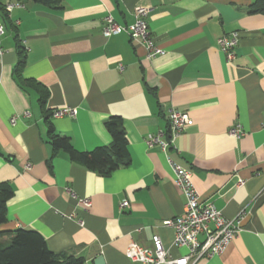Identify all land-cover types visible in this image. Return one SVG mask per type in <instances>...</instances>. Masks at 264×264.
Here are the masks:
<instances>
[{"label": "crops", "instance_id": "crops-1", "mask_svg": "<svg viewBox=\"0 0 264 264\" xmlns=\"http://www.w3.org/2000/svg\"><path fill=\"white\" fill-rule=\"evenodd\" d=\"M7 1L23 6L5 13ZM255 1L0 0V182L13 190L0 231H36L50 251L88 264L99 255L105 264H140L124 249L129 241L150 248L152 235L171 256L185 255L163 224L184 204L170 159L191 171L201 201L228 218L240 213L225 249L192 264H264V13L249 12ZM137 5L149 8L162 55L148 59L124 32L102 34L105 15L128 25ZM232 31L238 42L229 61L216 41ZM38 87L47 91L45 109L74 108L49 121L77 151L109 146L104 122L121 117L128 164L101 174L54 152ZM172 110L186 112L189 124L165 151L149 146L150 134L169 138ZM237 125L239 137L229 132Z\"/></svg>", "mask_w": 264, "mask_h": 264}, {"label": "built area", "instance_id": "built-area-1", "mask_svg": "<svg viewBox=\"0 0 264 264\" xmlns=\"http://www.w3.org/2000/svg\"><path fill=\"white\" fill-rule=\"evenodd\" d=\"M23 4L19 1H7L3 5L5 13L12 9L21 8ZM149 8L144 5H137L133 9V22L122 25L116 22L109 14L103 17L101 27L104 36H111L121 32L126 33L130 39L144 46L146 57L154 58L164 53V49L157 45L151 35L146 17ZM4 27L0 19V57L3 54L1 37ZM219 50L225 55L227 60L234 58V47L238 42V34L232 31L217 39ZM121 68V66H119ZM26 114V113H25ZM74 108L64 107L52 111L54 117L63 115H73ZM16 116L10 119L14 123ZM189 124V117L186 112L170 111L168 114V136L167 140L161 138L162 132L147 136L146 143L149 146L157 145L165 151L171 144L174 136L183 131ZM230 134L236 137L242 135V129L237 125L230 129ZM169 162L174 171V183L184 197L183 211L174 218L163 221L173 229V245L175 247H185L187 253L178 257H173L163 246L158 235H152L151 247L146 248L134 241H129L124 249L125 256L133 262L140 264H192L201 258L211 257L221 253L227 244L235 237L240 229V213L235 217H225L212 202L201 201L192 182V173L171 161ZM239 183H242L239 180ZM79 202L84 207L90 206L87 198H80ZM128 205L126 199L121 200L119 209Z\"/></svg>", "mask_w": 264, "mask_h": 264}, {"label": "trees", "instance_id": "trees-1", "mask_svg": "<svg viewBox=\"0 0 264 264\" xmlns=\"http://www.w3.org/2000/svg\"><path fill=\"white\" fill-rule=\"evenodd\" d=\"M42 4L55 5L61 0H36ZM249 12L264 13V0H256L249 8ZM20 59L17 62L16 70L20 72L23 65V55L19 51ZM39 104L43 117L47 123V142L53 151L64 152L71 161L84 166L87 169L95 170L101 174H108L120 166L129 162V152L125 131L121 117L111 115L104 126L111 137L109 146H98L88 151H77L73 148L68 136L55 132L49 117L52 111L45 109L47 91L38 87ZM13 195V190L8 182H0V224L7 221V201ZM6 238L7 242L0 241V264H88L79 256L67 252L54 253L50 251L43 237L33 230L14 229L0 231V239Z\"/></svg>", "mask_w": 264, "mask_h": 264}, {"label": "water", "instance_id": "water-1", "mask_svg": "<svg viewBox=\"0 0 264 264\" xmlns=\"http://www.w3.org/2000/svg\"><path fill=\"white\" fill-rule=\"evenodd\" d=\"M93 264H105L103 257L102 256H97L94 260H93Z\"/></svg>", "mask_w": 264, "mask_h": 264}]
</instances>
